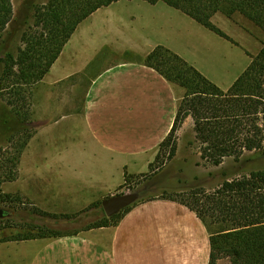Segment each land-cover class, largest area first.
Masks as SVG:
<instances>
[{
    "label": "crops",
    "instance_id": "0c3cea01",
    "mask_svg": "<svg viewBox=\"0 0 264 264\" xmlns=\"http://www.w3.org/2000/svg\"><path fill=\"white\" fill-rule=\"evenodd\" d=\"M123 1L139 0L114 4ZM148 4L151 20L140 23L141 31L135 17L128 23H112L110 14L95 12L89 18L100 15L98 31L87 30L86 40L75 43L82 22L49 72L32 86L33 115L39 120L33 122L35 131L20 157L15 185L16 192L39 211L70 216L94 198L103 205L105 196L124 188L126 176L148 173L171 132L179 106L174 85L145 64L155 48L171 50L225 91L262 49H245V42L251 43L250 35L235 28L223 14H217L213 23L232 41L163 2ZM210 44L221 48L225 57L208 53L205 49ZM205 51L209 58L202 62ZM217 61L232 69L238 64V72L226 87L211 78L210 63ZM69 101L82 106L74 109L58 103ZM117 174L122 177L117 188L105 186ZM22 236L27 235L4 239L0 235V264L211 262V233L203 220L186 205L161 197L134 204L116 225L60 237L16 238Z\"/></svg>",
    "mask_w": 264,
    "mask_h": 264
},
{
    "label": "trees",
    "instance_id": "16d2710c",
    "mask_svg": "<svg viewBox=\"0 0 264 264\" xmlns=\"http://www.w3.org/2000/svg\"><path fill=\"white\" fill-rule=\"evenodd\" d=\"M119 1L48 0L36 26L41 28L40 33L25 34L26 46L19 56H8L4 60L0 90L11 88L12 100L8 102L9 108L7 105L0 107V132L10 134L15 157L6 162L13 169L18 168L20 157L35 131L33 122L27 119L29 113H23L19 106L27 100L23 88L32 87L44 78L82 22ZM144 1L152 5L163 2L229 41H232L230 37L213 23L217 14L229 19L239 14L264 32V0ZM14 18L13 0H0V34L10 28ZM262 45L247 70L226 91L163 46L155 48L145 59L148 67L185 90L171 132L164 142L171 145V158L177 152L178 132L189 118L194 123L195 142L202 160L218 167L228 158L241 162L249 153L259 155L252 159L255 168L249 173L234 179L225 174L223 183L214 191L199 189L189 197L194 208L186 206L199 218L209 217L213 224L222 226L219 232L211 235L210 264H215L221 255L229 256L233 264H264V43ZM8 81L11 84H7ZM39 213L55 219H74V216ZM113 219L106 217L87 230L111 226ZM63 235L66 234H39L37 237Z\"/></svg>",
    "mask_w": 264,
    "mask_h": 264
},
{
    "label": "rangeland",
    "instance_id": "374dc122",
    "mask_svg": "<svg viewBox=\"0 0 264 264\" xmlns=\"http://www.w3.org/2000/svg\"><path fill=\"white\" fill-rule=\"evenodd\" d=\"M137 2L123 1L122 3L112 5L111 7H104L98 12H101V14H110L112 23L118 21L128 23L135 21L132 19L135 17L137 18L136 24L141 31L140 26L145 25L148 20H151L147 18L146 12V8L150 5L148 3H142L143 1L140 0ZM47 3L48 0H13L14 23L9 29L0 34V61L2 62L0 63V70H3V62L8 56L17 58L20 51L25 48V34L31 35V33H40L41 28H37L36 26L41 20V11H43V8ZM140 3L145 4V7L142 8L139 6ZM32 4H35V6L33 7ZM169 10L172 9L169 8ZM99 17L100 15L93 19L89 18L90 20L87 19V21L83 22L81 33H79V37L76 39L75 43L80 39L83 41L86 40L87 30L92 33L98 31V25L101 23L99 22L101 21ZM161 19L162 18L157 17L156 21H161ZM230 20L236 25L235 28H242L250 35L251 43L247 44L245 42L243 45L245 49L257 51L262 47V43L264 42L263 31L252 22L244 19L243 16L236 15ZM140 23L143 25H140ZM205 50H208V53H213V56L216 58L225 57L223 56L225 55V52L221 48L216 47V45L212 47L210 44L208 45V49ZM206 51L200 56L202 57V62L206 61L204 59L209 58ZM237 52L240 51L237 50ZM134 60L143 62V58L136 57ZM210 64L211 68H209ZM210 64L204 66L206 69L209 68L211 70V78H213L215 82L220 83L223 87H226L232 80L233 76L238 72V69H236L238 64L236 65L235 63L232 65L235 66L234 69L230 68L229 65L224 67L219 61L216 63L211 62ZM9 83L10 82L8 81L7 84ZM173 85L174 96L177 98L179 105L185 94V90L176 84ZM32 88L33 87L23 88L25 92L24 97H26L27 100L24 103L20 102L19 106L21 107V110H23V113H29L27 119L36 122L39 120V117H34L33 115L34 101L31 97ZM11 91V88H7L4 91L0 90V107L7 105V108H9L8 102L12 100ZM58 103L60 106L73 107L74 109L81 108L82 106L81 102L78 101ZM9 136V133L3 131L0 132V206L8 213L4 219H0L4 220V223H0V235L2 236V239L7 238L5 236L13 237L18 234L37 237L39 234L48 236L54 233H78L102 222L106 217L109 219L114 217L111 223L116 225L127 208H130L139 202L156 197L176 200L194 208L192 205L193 201L189 199L192 193H195V191L199 189H205L208 192L214 191V189L223 183L226 178L225 174L228 175V178L234 179L249 173L252 168H255V163L252 162V159L259 156L257 153H249L241 162H236L234 159L228 158L218 167L212 165L209 161L202 160L199 145L195 142L194 123L192 119L189 118L185 121L178 132L176 155L171 158V145L167 143L164 144V141L159 148L157 159L150 165L152 167L149 169L148 173L134 177L128 176L124 188L113 195L114 197L124 194L134 195L136 199L131 205L122 209L112 217H108L103 209L102 201L94 198L83 210L70 215L74 216V219H66L62 217L61 221H57L55 218L40 215L39 210L33 207L29 200H26L21 194L16 192L15 184L19 177V171L18 168L13 169L12 165L6 162L15 157L12 146L13 143L9 142ZM9 178L14 179V181H10ZM120 182H122V177L117 174L114 179L109 178L106 182L107 185L105 186L114 189L117 188V185ZM5 196H9L10 198L7 199ZM113 196L107 195L104 199L109 200L110 198H113ZM197 198L198 197L195 199ZM203 220L211 235L220 231L222 226L219 224H213V221L209 217H204ZM13 226L18 228H11ZM4 228L7 229V231L1 232ZM215 264L233 263L229 256L221 255L218 257Z\"/></svg>",
    "mask_w": 264,
    "mask_h": 264
},
{
    "label": "water",
    "instance_id": "95a60500",
    "mask_svg": "<svg viewBox=\"0 0 264 264\" xmlns=\"http://www.w3.org/2000/svg\"><path fill=\"white\" fill-rule=\"evenodd\" d=\"M134 195H122L110 198L103 202V209L108 217H112L122 209H125L135 201ZM7 211L0 206V219L7 216Z\"/></svg>",
    "mask_w": 264,
    "mask_h": 264
}]
</instances>
